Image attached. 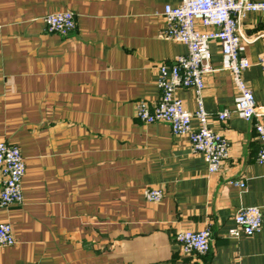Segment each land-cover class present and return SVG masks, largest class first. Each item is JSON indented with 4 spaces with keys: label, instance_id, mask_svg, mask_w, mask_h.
Here are the masks:
<instances>
[{
    "label": "crops",
    "instance_id": "crops-1",
    "mask_svg": "<svg viewBox=\"0 0 264 264\" xmlns=\"http://www.w3.org/2000/svg\"><path fill=\"white\" fill-rule=\"evenodd\" d=\"M180 3L0 0V142L19 147L27 167L24 204L0 207L17 240L0 246V264H264L261 141L236 113L217 118L239 99L219 44L210 45L203 93L210 128L230 143L219 172L168 124L136 116L140 102H160V66L188 53L163 36L165 7ZM65 11L76 29L50 33L45 16ZM240 31L252 63L244 79L264 107V12L245 14ZM177 95L197 110L191 90ZM3 185L0 172V192ZM147 188L161 189L163 200L148 201ZM252 206L261 208V231L231 238L236 214ZM205 228L210 251L185 254L176 234Z\"/></svg>",
    "mask_w": 264,
    "mask_h": 264
},
{
    "label": "built area",
    "instance_id": "built-area-1",
    "mask_svg": "<svg viewBox=\"0 0 264 264\" xmlns=\"http://www.w3.org/2000/svg\"><path fill=\"white\" fill-rule=\"evenodd\" d=\"M249 12H264V3L251 0H181L176 6H166L164 18L166 30L164 38L188 47L187 55L178 56L175 63L159 68L158 87L162 95L157 106L148 102L137 105L136 116L146 124L164 122L173 134L189 139L193 152L202 155L210 173H217L230 157L229 140L209 126L211 114L204 106V77L213 71L210 45L217 42L221 53L227 58L228 69L232 72L234 84L239 93L235 109L217 114L218 120L225 122L232 113L249 123H253L261 141L257 160L264 165V107L257 105L252 89L244 79V73L252 66L249 59L241 54L242 35L240 20ZM44 23L50 33L69 35L76 29L73 12L65 11L45 16ZM264 67V55L260 59ZM193 92L197 110L189 111L178 97V89ZM199 123L193 127V121ZM0 172L4 185L0 192V207L8 208L24 204L23 182L27 167L19 147L0 142ZM241 188L242 182H236ZM148 201L160 203L164 198L161 189L147 188L144 191ZM263 215L259 207L242 208L235 216V226L229 230L231 238L242 235L252 236L260 232ZM175 240L187 255H205L210 251L212 232L184 230L176 234ZM17 243L11 224L0 223V246L9 247ZM237 264V263H233Z\"/></svg>",
    "mask_w": 264,
    "mask_h": 264
}]
</instances>
